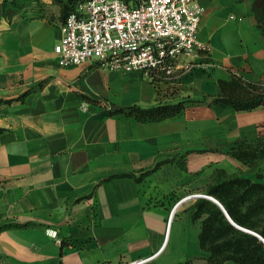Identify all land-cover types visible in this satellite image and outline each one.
<instances>
[{"label":"crops","instance_id":"obj_1","mask_svg":"<svg viewBox=\"0 0 264 264\" xmlns=\"http://www.w3.org/2000/svg\"><path fill=\"white\" fill-rule=\"evenodd\" d=\"M254 2L196 0L207 50L193 70L154 83L91 62L63 66L60 16L2 21L0 264H210L193 195L226 177L255 178L229 151L257 141L264 107L202 100L221 93L231 70L264 81ZM181 100L184 112L160 122L112 114Z\"/></svg>","mask_w":264,"mask_h":264},{"label":"built area","instance_id":"obj_2","mask_svg":"<svg viewBox=\"0 0 264 264\" xmlns=\"http://www.w3.org/2000/svg\"><path fill=\"white\" fill-rule=\"evenodd\" d=\"M202 15L196 0H86L61 24L55 53L63 66L91 62L137 71L153 83L170 80L183 66L193 70L195 58L208 48L198 39Z\"/></svg>","mask_w":264,"mask_h":264},{"label":"trees","instance_id":"obj_3","mask_svg":"<svg viewBox=\"0 0 264 264\" xmlns=\"http://www.w3.org/2000/svg\"><path fill=\"white\" fill-rule=\"evenodd\" d=\"M19 0H0V24L21 14L13 10L11 3ZM60 6L61 24L69 14L86 0H53ZM254 12L264 32V0H255ZM221 93L205 97L203 102L229 105L237 111H249L264 107V81H251L231 70V78L219 81ZM24 96L18 100H23ZM15 100L4 101L11 104ZM2 102V101H1ZM201 103V101H200ZM186 100L177 103L158 104L150 108L132 106L112 114H124L139 122H160L175 118L184 112ZM3 129L0 128V132ZM229 154L241 161L256 174L257 180L246 176L226 177L207 190L225 209L238 226L253 231L260 237L237 228L225 211L214 201L201 198L194 206L196 219L203 218L199 236L201 249L207 252L210 264H264V131L255 142H237ZM151 171H146L145 175ZM184 264H189L186 262Z\"/></svg>","mask_w":264,"mask_h":264},{"label":"rangeland","instance_id":"obj_4","mask_svg":"<svg viewBox=\"0 0 264 264\" xmlns=\"http://www.w3.org/2000/svg\"><path fill=\"white\" fill-rule=\"evenodd\" d=\"M11 5V9L19 10L21 14L29 17L55 18L56 16H60V6L53 0H19L16 4L12 2ZM249 173L255 175V178L251 179L257 180L253 170L250 169Z\"/></svg>","mask_w":264,"mask_h":264},{"label":"water","instance_id":"obj_5","mask_svg":"<svg viewBox=\"0 0 264 264\" xmlns=\"http://www.w3.org/2000/svg\"><path fill=\"white\" fill-rule=\"evenodd\" d=\"M204 198H207V199H210V200H212V201H214V202H216L224 211H225V209H224V207L214 198V197H212V196H209V195H206ZM225 213H226V215H227V217H228V219L233 223V225H235L237 228H239V229H241V230H243V231H245V232H248V233H251V234H254V235H256V236H258V237H260L258 234H256V233H254L253 231H250V230H248V229H244V228H242V227H240V226H238L237 224H235L234 223V221L230 218V216L228 215V213L225 211Z\"/></svg>","mask_w":264,"mask_h":264}]
</instances>
